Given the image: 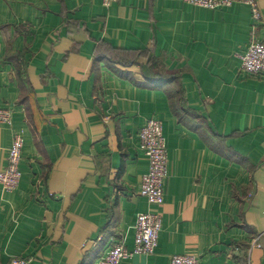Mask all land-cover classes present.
Returning a JSON list of instances; mask_svg holds the SVG:
<instances>
[{"label": "crops", "instance_id": "0c3cea01", "mask_svg": "<svg viewBox=\"0 0 264 264\" xmlns=\"http://www.w3.org/2000/svg\"><path fill=\"white\" fill-rule=\"evenodd\" d=\"M261 20L237 0H0V171L17 134L19 188L0 186V264H98L162 218L152 255L121 264H264V78L241 72ZM162 123L164 204L139 195V134ZM258 242L260 247L255 244Z\"/></svg>", "mask_w": 264, "mask_h": 264}, {"label": "built area", "instance_id": "2783aa9c", "mask_svg": "<svg viewBox=\"0 0 264 264\" xmlns=\"http://www.w3.org/2000/svg\"><path fill=\"white\" fill-rule=\"evenodd\" d=\"M119 0H103L109 7ZM191 6L219 10L232 7L237 0H181ZM251 9L254 25L261 20V12L256 0H241ZM241 72L248 76L264 78V43L253 39L246 52L241 56ZM0 124H12V111L0 109ZM141 149L149 158V171L142 176L139 195L151 206L164 204L165 184L169 177V158L163 135L162 123L155 119L148 120L139 134ZM24 147L22 134H17L9 149L6 167L0 171V186L6 192L16 191L21 183L20 169ZM162 218L158 214H138L135 224V247L128 250L123 241L115 242L98 264H121L136 255H152L159 243ZM260 247L258 242L255 244ZM31 259L15 257L9 264H30ZM171 264H201L199 258L188 255H175Z\"/></svg>", "mask_w": 264, "mask_h": 264}]
</instances>
